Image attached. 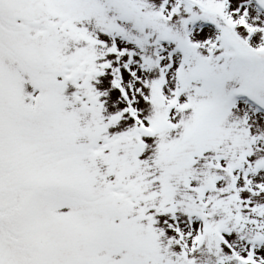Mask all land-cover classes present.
<instances>
[{
	"label": "snow or ice",
	"instance_id": "obj_1",
	"mask_svg": "<svg viewBox=\"0 0 264 264\" xmlns=\"http://www.w3.org/2000/svg\"><path fill=\"white\" fill-rule=\"evenodd\" d=\"M0 264H264V0H0Z\"/></svg>",
	"mask_w": 264,
	"mask_h": 264
}]
</instances>
